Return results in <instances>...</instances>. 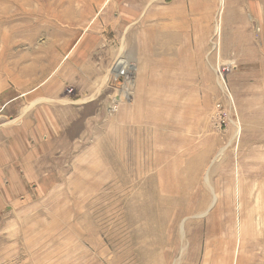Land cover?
Listing matches in <instances>:
<instances>
[{
  "label": "rangeland",
  "instance_id": "374dc122",
  "mask_svg": "<svg viewBox=\"0 0 264 264\" xmlns=\"http://www.w3.org/2000/svg\"><path fill=\"white\" fill-rule=\"evenodd\" d=\"M24 125L0 264H264V0H0Z\"/></svg>",
  "mask_w": 264,
  "mask_h": 264
},
{
  "label": "crops",
  "instance_id": "0c3cea01",
  "mask_svg": "<svg viewBox=\"0 0 264 264\" xmlns=\"http://www.w3.org/2000/svg\"><path fill=\"white\" fill-rule=\"evenodd\" d=\"M26 126L24 125L25 130L20 131L22 136L17 139V150L13 148L14 141L8 140L0 143V221L13 207L15 202L13 196L16 191L21 192L23 187L26 188L27 185L30 187L29 190L37 188V183L33 181L31 172L33 170L38 172L41 167L33 162L34 151L32 147L35 149L36 146L27 145ZM10 139L13 140L14 138ZM28 195H30V191ZM24 196L26 195L19 197L20 201L26 199Z\"/></svg>",
  "mask_w": 264,
  "mask_h": 264
},
{
  "label": "bare ground",
  "instance_id": "6f19581e",
  "mask_svg": "<svg viewBox=\"0 0 264 264\" xmlns=\"http://www.w3.org/2000/svg\"><path fill=\"white\" fill-rule=\"evenodd\" d=\"M126 62H124V61H120L118 64H117V68H118V72L121 70V69H123V72H119L120 74H122V73H126V70H124V68H126ZM116 67V66H115ZM115 71V70H114ZM118 73V74H119Z\"/></svg>",
  "mask_w": 264,
  "mask_h": 264
}]
</instances>
